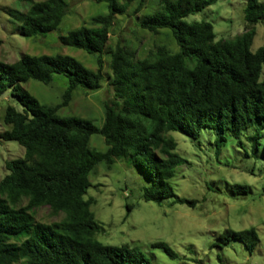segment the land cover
<instances>
[{
    "label": "trees",
    "instance_id": "1",
    "mask_svg": "<svg viewBox=\"0 0 264 264\" xmlns=\"http://www.w3.org/2000/svg\"><path fill=\"white\" fill-rule=\"evenodd\" d=\"M94 1L106 2L108 12L92 16L90 25L70 29L59 42L95 55L96 70L62 54H22L13 63L0 60V95L9 89L22 107H6L3 122L10 128L0 137L24 148L23 157L5 161L7 173L0 179V264H149L136 246L107 245L95 238L101 226L90 209L92 199H84V194L96 164L104 161L109 168L116 159H127L144 175L143 200L159 203L174 195L169 180L184 162L174 152L175 141L166 136L169 131L195 139L206 127L222 145L227 135L238 139L253 125L264 128V46L250 49L255 25L264 20V1L246 0L243 31L216 41L210 22H188L186 17L217 0H158L155 11L137 18V26L152 34L168 29L175 48L156 45L143 56L130 43L108 46L114 16L123 15L128 2ZM7 12L13 31L44 36L60 24L69 3L29 0L26 11ZM104 54L106 77L101 71ZM55 75L67 80L55 105L41 104L21 85L29 79L48 84ZM105 79L112 98L103 105L101 125L58 114L75 90L96 91ZM93 134L103 137L105 151L90 146ZM259 138L256 132L255 144ZM246 193V186H233L234 195ZM175 202L195 205L180 197ZM44 206L62 217L37 221L35 210ZM218 240L220 245L238 240L252 252L258 235L254 228H228ZM151 247L177 257L165 242Z\"/></svg>",
    "mask_w": 264,
    "mask_h": 264
},
{
    "label": "rangeland",
    "instance_id": "2",
    "mask_svg": "<svg viewBox=\"0 0 264 264\" xmlns=\"http://www.w3.org/2000/svg\"><path fill=\"white\" fill-rule=\"evenodd\" d=\"M66 1L69 12L54 30L44 36L25 37L13 31L7 10L26 11L29 0H0V60L13 63L22 54H62L96 70L95 55L62 45L59 36L81 25H90L92 16L108 12L107 4L94 0ZM120 1L128 2V7L123 15L114 16L109 47L130 43L138 48V56L146 55L156 45L175 48L168 29L152 34L137 26V18L155 11L158 0ZM245 2L217 0L186 17V21L210 22L216 41L233 38L243 31ZM255 31L252 51L264 46V20L255 25ZM101 71L105 77L109 73L105 54ZM261 76H264V64ZM21 85L41 104L55 105L62 100L67 80L64 75H55L48 84L29 79ZM111 98L112 92L105 79L96 91L75 90L69 103L59 108L58 114L89 118L101 125L103 105ZM8 105L22 109L9 89L0 95V133L10 128L3 122ZM256 132L260 135L258 144L253 140ZM166 136L175 141L174 152L184 162L175 167L169 180L174 195L159 203L143 200L144 175L127 159H116L109 168L100 161L91 171V185L84 199H92L90 209L101 226L95 238L107 245L136 246L149 264H264V128L253 125L238 139L227 135L222 145L214 131L206 127L195 139L180 131H169ZM90 146L98 151H105L107 147L100 134L91 135ZM23 156L24 148L15 140L0 137V179L7 173L5 161ZM234 185L246 186V195H234ZM176 197L194 200L195 205L177 203ZM34 216L37 221L49 223L59 220L62 214L53 216L44 206L36 209ZM228 228L234 231L254 228L258 241L252 252L238 240L220 245L218 237ZM159 241L167 243L177 257L170 258L162 249L151 247Z\"/></svg>",
    "mask_w": 264,
    "mask_h": 264
}]
</instances>
